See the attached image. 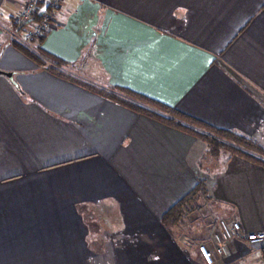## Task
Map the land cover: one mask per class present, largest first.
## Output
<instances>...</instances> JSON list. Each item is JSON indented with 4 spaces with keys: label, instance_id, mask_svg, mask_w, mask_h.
<instances>
[{
    "label": "crops",
    "instance_id": "1",
    "mask_svg": "<svg viewBox=\"0 0 264 264\" xmlns=\"http://www.w3.org/2000/svg\"><path fill=\"white\" fill-rule=\"evenodd\" d=\"M27 1L0 0V264H207L215 217L264 229V0H64L23 44ZM216 264L264 258L240 237Z\"/></svg>",
    "mask_w": 264,
    "mask_h": 264
},
{
    "label": "built area",
    "instance_id": "2",
    "mask_svg": "<svg viewBox=\"0 0 264 264\" xmlns=\"http://www.w3.org/2000/svg\"><path fill=\"white\" fill-rule=\"evenodd\" d=\"M46 1L28 0L15 17L21 43L26 44L52 29L51 20L54 14L62 8L64 0H50L48 8L41 13ZM209 227L207 241L199 244L200 252L207 264H216V256H226L233 242L240 237H244L248 247L252 251L260 252L264 258V229L244 233L238 222L228 221L222 217L212 219Z\"/></svg>",
    "mask_w": 264,
    "mask_h": 264
},
{
    "label": "trees",
    "instance_id": "3",
    "mask_svg": "<svg viewBox=\"0 0 264 264\" xmlns=\"http://www.w3.org/2000/svg\"><path fill=\"white\" fill-rule=\"evenodd\" d=\"M19 27L17 26V29ZM19 48L26 52L30 57L32 58H35V55L34 54H31L30 52L27 51V49L25 47H22L19 45ZM91 89H93L94 91H97L99 93H101L104 97H107L109 99H112L113 101H116L128 108H132L134 110H136L137 112H141V113H146V114H150V115H153V116H156V117H162L161 115H158L156 112L153 111V109L155 110H160L161 112L163 113H166L168 115H171V116H181L179 113H177L176 111L172 110L171 108H167L166 106L158 103V102H155V101H152V100H148L146 98H143L141 96H137V95H133L131 96V98L133 99H130L128 97H124V96H120L119 94L117 93H113V92H109L107 90H103V89H97L96 87L94 86H91ZM117 98H120L122 101L119 102L117 101ZM167 120L169 118H166ZM165 117H163V120H166ZM169 121V120H168ZM198 134V133H197ZM201 138L204 139V141L206 143H208L209 145L212 146L213 143H218L219 145H225L223 144L222 142H218V139L215 138V136H210L209 134H205V133H201L199 134ZM250 143H246V147L248 148V150L252 151L253 149L256 150L259 154L261 155H264V150L260 149L258 146H255V148H253L252 146L249 145ZM249 145V146H248ZM246 156H248V154H245ZM253 158V157H252ZM200 192H205V188H204V184L201 183L200 185L197 186V188L194 190V192L189 195L188 197L184 198L183 200H181L180 202H178L174 207H172L170 209V215L172 214V216L176 220L178 221H183V219L185 218V215H184V211H188V210H191L190 209V206L193 208V210H197V211H203L204 210V207L205 206H202V205H199L198 203V194ZM194 195V196H193ZM181 214H183L181 216Z\"/></svg>",
    "mask_w": 264,
    "mask_h": 264
},
{
    "label": "rangeland",
    "instance_id": "4",
    "mask_svg": "<svg viewBox=\"0 0 264 264\" xmlns=\"http://www.w3.org/2000/svg\"><path fill=\"white\" fill-rule=\"evenodd\" d=\"M117 101H119V102H121L122 100L120 99V98H117ZM213 144H218V143H213ZM219 145V144H218ZM227 145V144H226ZM220 147H226V148H228L227 146H224V145H219ZM213 150V149H212ZM208 163V162H207ZM206 162H204L203 164H202V166H203V168H206V167H209V165L210 164H207ZM202 205H204V204H202ZM205 206V208L204 209H206L207 210V206L206 205H204ZM206 210H205V212H204V214L206 213ZM208 213V212H207ZM201 217H200V219L203 217V219L205 220V217L203 216V215H200ZM194 220V219H193ZM197 220V219H196Z\"/></svg>",
    "mask_w": 264,
    "mask_h": 264
},
{
    "label": "water",
    "instance_id": "5",
    "mask_svg": "<svg viewBox=\"0 0 264 264\" xmlns=\"http://www.w3.org/2000/svg\"><path fill=\"white\" fill-rule=\"evenodd\" d=\"M49 3H50V0H47L46 3L44 4V6H43L42 9H41V13L45 12V10H46V9L48 8V6H49ZM0 73H5V72L0 71ZM5 74L8 75V76H11L10 73H5Z\"/></svg>",
    "mask_w": 264,
    "mask_h": 264
}]
</instances>
